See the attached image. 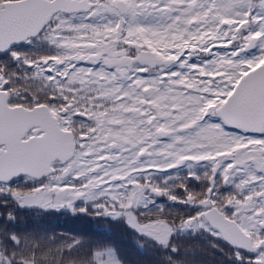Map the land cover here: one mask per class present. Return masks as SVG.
I'll use <instances>...</instances> for the list:
<instances>
[{"label": "snow or ice", "instance_id": "snow-or-ice-1", "mask_svg": "<svg viewBox=\"0 0 264 264\" xmlns=\"http://www.w3.org/2000/svg\"><path fill=\"white\" fill-rule=\"evenodd\" d=\"M17 208L119 222L144 264H264V0H0V264H130Z\"/></svg>", "mask_w": 264, "mask_h": 264}, {"label": "trees", "instance_id": "trees-1", "mask_svg": "<svg viewBox=\"0 0 264 264\" xmlns=\"http://www.w3.org/2000/svg\"><path fill=\"white\" fill-rule=\"evenodd\" d=\"M21 51L30 50L26 44L17 46ZM160 204H170L166 198H157ZM2 211V209H0ZM19 230L39 229L43 232L55 234L57 237L71 239L73 237L89 236L96 239H111L119 246L121 252L130 264H144L151 258V252L137 247V239L125 225L116 221H105L95 217L75 215L65 212H41L36 209H15ZM191 243L192 241H185ZM201 245L205 241L200 240ZM212 250L208 249V253ZM203 259L207 264H215L214 258L206 254Z\"/></svg>", "mask_w": 264, "mask_h": 264}, {"label": "flooded vegetation", "instance_id": "flooded-vegetation-1", "mask_svg": "<svg viewBox=\"0 0 264 264\" xmlns=\"http://www.w3.org/2000/svg\"><path fill=\"white\" fill-rule=\"evenodd\" d=\"M79 203V202H78Z\"/></svg>", "mask_w": 264, "mask_h": 264}, {"label": "rangeland", "instance_id": "rangeland-1", "mask_svg": "<svg viewBox=\"0 0 264 264\" xmlns=\"http://www.w3.org/2000/svg\"><path fill=\"white\" fill-rule=\"evenodd\" d=\"M22 45V44H21Z\"/></svg>", "mask_w": 264, "mask_h": 264}]
</instances>
